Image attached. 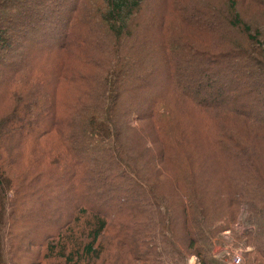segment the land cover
Masks as SVG:
<instances>
[{"label":"trees","instance_id":"1","mask_svg":"<svg viewBox=\"0 0 264 264\" xmlns=\"http://www.w3.org/2000/svg\"><path fill=\"white\" fill-rule=\"evenodd\" d=\"M158 1L0 0V64L23 56L0 84V264L6 219L27 224L51 179L116 205L83 194L30 242L36 264H228L227 245L264 264V0ZM49 37L58 64L30 65ZM155 51L175 82L139 112L124 97L147 91ZM233 72L239 88L217 86Z\"/></svg>","mask_w":264,"mask_h":264},{"label":"rangeland","instance_id":"2","mask_svg":"<svg viewBox=\"0 0 264 264\" xmlns=\"http://www.w3.org/2000/svg\"><path fill=\"white\" fill-rule=\"evenodd\" d=\"M34 1V0H32ZM156 3L159 4L160 2L158 0H155L154 4ZM153 4V2H152ZM31 4H29L27 7L23 8V13L27 14V10L28 7ZM18 41H22L23 40L21 38H17V40H15V43H17ZM25 42V41H24ZM23 42V43H24ZM56 39L55 38H51L49 37V39L46 40V42L42 43V44H38V45H33L30 47V49L33 50V52L31 53V58L34 57L32 60H30L28 63L31 65L30 62H33L35 59H39L43 56V58H48V56L51 57V59H49V61L53 62L54 64H58L57 62V57H54V55L52 54H56L57 52H55V49H53V44H55ZM28 44V41L25 42V45ZM30 44V43H29ZM144 43L142 42V45ZM14 46L13 50H14V57H10L9 59L4 58V60L1 62L0 64V84L2 82H4V80L6 79V72L9 70H12L14 68H16L18 66V63L21 62L22 60V55H20V50H16L15 49V44L13 43ZM165 55H162L160 52L155 51V53L152 55L151 58H149L150 62L146 61L145 66L150 69L148 71V73H152L150 74V79H151V83L146 90L140 92L138 94V97L135 99L134 94L130 91L129 93L126 94V96L124 97V100L127 102L125 104L128 105V103H130L129 106H131V104L136 105L137 108H139V112H143L144 110L147 109L148 106V101L149 99H151L152 97L156 96L157 94H159L163 87L166 86H170V84L172 82H175V72L176 69L172 68V64L170 66V64H167V60L164 59ZM29 60V58H28ZM52 63V64H53ZM147 63L149 65H147ZM50 64L49 66L51 67ZM173 64H175V60H173ZM54 67V65H52ZM150 67V68H149ZM172 68V69H171ZM172 70V72L174 74H172L171 72H169L170 74H172L173 76L171 77L168 73L169 70ZM250 72H253V70H251ZM210 75V74H208ZM254 80L253 81H248V84L251 85L254 83V81L256 83H261L262 79L260 77V73L258 72L257 74H254ZM235 73H228L227 75H223L218 79V87H222V86H226L227 84H230V82L233 83V81L235 80ZM179 80V79H178ZM225 80L229 81L225 82ZM203 80H201L200 82H202ZM203 83V82H202ZM233 85L238 86L237 88L240 87V85H238L236 83V80L234 81ZM235 86V87H236ZM196 88V87H195ZM205 95V93H204ZM203 96V92L202 95ZM132 99V100H131ZM264 99V98H263ZM240 104V103H239ZM133 105V106H134ZM40 111L37 115V117L34 118L35 121H43L45 122V118H46V114H47V105L46 103H43V101L40 103ZM195 113V112H194ZM260 116H262V118L264 117V112L263 110L259 112ZM49 115V114H48ZM201 115V114H200ZM199 116V115H198ZM26 123H24L26 126H29L30 123H32L27 119L25 120ZM61 171H63V169H61ZM90 178V177H89ZM60 180H65V179H51V180H43V184L38 186V188H41V186L47 185L48 183H50L51 181H53L54 185L58 188V191H42V193L35 195L32 199L29 200V204H30V209H25L21 215L22 218L24 217L27 224L23 225L20 224L19 228L17 227L18 225L15 224L14 220L12 219H6V226H4L1 229L2 235L3 237H5V242L7 243L6 249V257H5V263L4 264H36L34 262V257H35V253L37 249L36 246H32L30 245V242H39L44 235L43 234H47V233H51L50 230L53 229V227L51 228L50 226L52 225V223H57L59 224L60 220L62 218H64V215H66L67 212H70L72 210V208L75 207V205L80 201L81 197L84 196L86 197L89 196V198H91L94 201V205H96L98 208H102L104 210H109L114 208V206L116 205L115 202L113 201V199H111L110 195H98V198L96 199V197H94L93 195L89 194L87 191L86 193L84 191H72L70 184L69 183H65V184H61ZM162 180H167L168 182H170V177H163ZM46 189V188H44ZM43 189V190H44ZM95 194V193H94ZM112 195V193H111ZM125 195V194H124ZM125 196H123L124 198ZM120 198L122 199V196H120ZM118 200V199H117ZM112 207V208H110ZM35 219V221L37 223L32 222L31 220ZM31 221V222H30ZM50 223L48 225H44L43 223ZM243 224H238L235 229H239V228H243L242 227ZM55 228V227H54ZM20 230L22 231V234L20 236ZM224 235L226 236L227 240H231L232 238V232L231 231H226L224 233ZM42 236V237H41ZM20 237H21V241L22 243L20 244ZM42 241V240H41ZM11 243V244H10ZM28 246V248H27ZM26 249L29 250V253L26 254L25 256L22 254L23 252L18 251V249ZM218 248H220V246H218ZM222 248V247H221ZM227 249L226 252H231L234 254V252H241V256H242V250H236L233 247H231V245H227L225 247ZM224 248V249H225ZM41 252L44 253L46 252L45 249H41ZM16 256V257H15ZM191 258L195 261V264H200V261L197 257L195 256H191ZM233 259V258H232ZM232 259L231 262H232ZM100 264H102L103 262L101 260H99ZM243 263H244V259H243ZM42 264H46V261L42 262ZM103 264H108V263H103Z\"/></svg>","mask_w":264,"mask_h":264},{"label":"built area","instance_id":"3","mask_svg":"<svg viewBox=\"0 0 264 264\" xmlns=\"http://www.w3.org/2000/svg\"><path fill=\"white\" fill-rule=\"evenodd\" d=\"M232 259V264H244L243 263V257L241 256V252H234ZM189 264H195V261L191 258L189 261Z\"/></svg>","mask_w":264,"mask_h":264},{"label":"crops","instance_id":"4","mask_svg":"<svg viewBox=\"0 0 264 264\" xmlns=\"http://www.w3.org/2000/svg\"><path fill=\"white\" fill-rule=\"evenodd\" d=\"M223 249L220 247V248H218V247H216L215 248V250H214V253L215 254H218V253H220V251H222ZM228 264H232V262H231V260L228 262Z\"/></svg>","mask_w":264,"mask_h":264}]
</instances>
